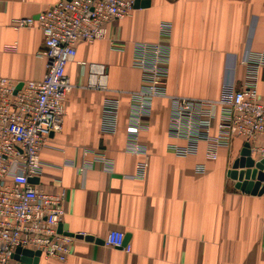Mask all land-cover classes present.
I'll return each mask as SVG.
<instances>
[{"label": "crops", "instance_id": "0c3cea01", "mask_svg": "<svg viewBox=\"0 0 264 264\" xmlns=\"http://www.w3.org/2000/svg\"><path fill=\"white\" fill-rule=\"evenodd\" d=\"M59 1L0 0V77L43 79L42 30H17L13 21L36 19ZM163 22L169 38L160 37ZM138 42L171 46L170 95L218 99L235 78L237 86L257 84L264 96V75L251 64L264 53V0H151L111 23L106 39L79 43L76 61L86 65L67 66L76 88L62 130L41 153L43 174L31 182L66 191L59 233L95 241L73 237L67 261L41 256L36 264H264V194L239 191L228 175L246 145L241 138L209 159L206 141L169 135L171 102L158 99L140 135L149 155L141 177L145 157L128 149L129 98L120 93L140 88L142 74L132 66ZM113 231L125 234L131 252L105 245Z\"/></svg>", "mask_w": 264, "mask_h": 264}, {"label": "built area", "instance_id": "2783aa9c", "mask_svg": "<svg viewBox=\"0 0 264 264\" xmlns=\"http://www.w3.org/2000/svg\"><path fill=\"white\" fill-rule=\"evenodd\" d=\"M135 2L60 0L36 19L13 21L17 30L34 25L42 30L44 46L39 56L47 61V72L42 80L24 83L0 77V264H20L14 259L18 248L40 251L42 257L60 262L73 254L74 238L58 231L65 216L66 191L51 193L31 180L43 174L41 153L51 135L62 130L65 101L76 88L67 66L86 65L76 61L78 44L106 39L109 25L130 17ZM159 34L169 38L170 24L161 23ZM170 61L168 43H135L132 66L142 74L141 85L136 91L120 92L129 98L128 149L145 157L141 177L149 155L140 135L147 130L158 99L171 102L169 135L206 141L209 159H217L219 148L236 138L249 145L253 157L264 159V96L258 85L237 86L234 78L223 84L218 99L173 96L168 92ZM251 64L264 75V53ZM19 84L22 87L17 90ZM99 159L106 171H113L111 162ZM124 244L122 232H110L105 239L106 246L131 252L130 245Z\"/></svg>", "mask_w": 264, "mask_h": 264}, {"label": "water", "instance_id": "95a60500", "mask_svg": "<svg viewBox=\"0 0 264 264\" xmlns=\"http://www.w3.org/2000/svg\"><path fill=\"white\" fill-rule=\"evenodd\" d=\"M151 5V0H136L135 9L148 8ZM22 87L19 84L17 90ZM241 171H237V170ZM229 178L236 181L235 187L239 191L250 194L262 196L264 194V159L257 160L246 144L241 151L240 157L235 160L232 169L228 173ZM77 239H85L86 241L94 242L95 239L86 235H73ZM98 243L103 241L96 240ZM41 257L40 251H33L31 249L18 248L14 254V259L20 264H36Z\"/></svg>", "mask_w": 264, "mask_h": 264}]
</instances>
